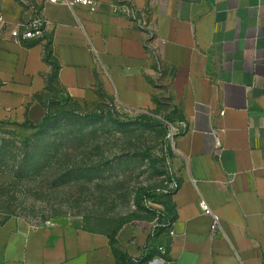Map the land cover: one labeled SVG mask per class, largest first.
Listing matches in <instances>:
<instances>
[{
	"label": "crops",
	"instance_id": "crops-1",
	"mask_svg": "<svg viewBox=\"0 0 264 264\" xmlns=\"http://www.w3.org/2000/svg\"><path fill=\"white\" fill-rule=\"evenodd\" d=\"M94 1L91 11L0 0V125L41 119L56 87L134 110L164 103L182 162L170 223L152 233L124 224L111 244L11 217L0 222V264H117L115 250L127 264H264V0ZM35 14L42 36L14 39L11 27ZM200 199L219 217L214 232ZM159 246L164 261L153 263Z\"/></svg>",
	"mask_w": 264,
	"mask_h": 264
},
{
	"label": "rangeland",
	"instance_id": "rangeland-1",
	"mask_svg": "<svg viewBox=\"0 0 264 264\" xmlns=\"http://www.w3.org/2000/svg\"><path fill=\"white\" fill-rule=\"evenodd\" d=\"M43 106L46 113L56 114L52 122L30 127L41 119L6 121L0 125V140L13 139L20 144L22 139H39L42 134L41 138L49 136L55 142L74 141L81 129L86 149L99 148L83 157L70 156L74 166L83 159L84 176L75 172L68 183L52 187L41 180L42 175L17 186L11 204L0 205V222L14 217L31 225H69L106 235L130 223L155 232L171 213L168 193L178 185L182 166L174 146L179 126L167 105L134 110L107 93L80 101L56 87ZM65 128L71 132L67 137ZM62 159L57 156L53 161ZM10 174L0 173V181Z\"/></svg>",
	"mask_w": 264,
	"mask_h": 264
},
{
	"label": "trees",
	"instance_id": "trees-1",
	"mask_svg": "<svg viewBox=\"0 0 264 264\" xmlns=\"http://www.w3.org/2000/svg\"><path fill=\"white\" fill-rule=\"evenodd\" d=\"M45 58L47 60L50 58L48 49H46ZM55 115V113L45 112L39 124L32 125L30 123L29 126L44 127V125H48L55 119ZM94 115L99 117L98 114ZM64 132V137H67V134L71 133L70 130H66V128L64 129ZM78 132L79 135L74 138V141H70L68 139L62 141L61 139L55 142V140H50L49 136L41 138L42 134L37 137L39 139H22L20 144H17V141L13 139H1L0 173L4 174L5 171H8L11 174L8 178H4L0 181V205H10L11 203L9 201L15 198V189L17 186H20L25 181L34 182L42 175L44 178L41 180H45L44 182L48 181L52 187L68 183L71 176H73V173L75 172L78 173L79 176H84L81 174L82 168L85 166L83 164V159L79 162L81 166H74L70 156L76 154L83 157L97 151L99 147L97 145H93L90 149H86V145L84 144L85 138L83 137L82 130L78 129ZM57 156L63 157L59 163L55 160L53 161V159ZM55 164H58L57 168L54 167ZM82 164L84 166H82ZM92 170H94V168ZM170 192L168 194H170ZM170 205L171 204L168 201L167 209L169 210H171ZM170 215L171 213L165 219H162L160 227H158L157 230H164L168 226L171 220ZM122 226L123 225L119 226L117 231H112L111 234L113 235H107L111 244L115 243V235ZM89 231L94 232V230ZM115 254L117 257V264H127V257L123 253L115 250Z\"/></svg>",
	"mask_w": 264,
	"mask_h": 264
},
{
	"label": "built area",
	"instance_id": "built-area-1",
	"mask_svg": "<svg viewBox=\"0 0 264 264\" xmlns=\"http://www.w3.org/2000/svg\"><path fill=\"white\" fill-rule=\"evenodd\" d=\"M49 2L53 3H63L73 9L74 7L80 5L88 7L89 10L94 11L96 2L94 0H47ZM121 8L124 12L128 13L130 12V8L126 5H121ZM114 12L117 11V8L115 7L113 9ZM3 15L0 13V22H3ZM44 20L40 14H35L32 17H30L28 20L18 22L14 24L10 29V35L18 40V41H24V40H32L37 39L42 36L43 34V26ZM199 207L201 208L202 212L206 215H208L211 218L210 223V230L212 232L216 231L219 227L220 220L216 213L212 211L210 206L206 203L204 199L199 200ZM173 231H169V234H172ZM159 255H155L151 258V262L153 263H160L163 262L164 259L162 255L166 253V248L164 246L158 247Z\"/></svg>",
	"mask_w": 264,
	"mask_h": 264
}]
</instances>
